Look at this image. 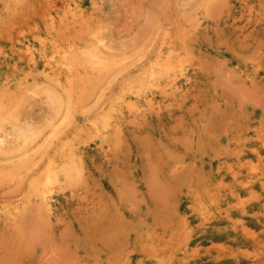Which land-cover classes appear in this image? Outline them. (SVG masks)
I'll use <instances>...</instances> for the list:
<instances>
[{"label": "rangeland", "instance_id": "1", "mask_svg": "<svg viewBox=\"0 0 264 264\" xmlns=\"http://www.w3.org/2000/svg\"><path fill=\"white\" fill-rule=\"evenodd\" d=\"M93 1L0 0V264H264V0Z\"/></svg>", "mask_w": 264, "mask_h": 264}, {"label": "bare ground", "instance_id": "2", "mask_svg": "<svg viewBox=\"0 0 264 264\" xmlns=\"http://www.w3.org/2000/svg\"><path fill=\"white\" fill-rule=\"evenodd\" d=\"M104 2L106 3V1L105 0H96V1H93L92 3H91V7H92V15H98V14H100V13H102L103 12V5H104ZM76 8V7H75ZM68 10V9H67ZM74 10V9H73ZM80 21H82L81 19H80ZM96 24V23H95ZM181 28V27H180ZM88 36V35H87ZM100 37V36H99ZM107 40H108V38H107ZM98 41V44H101L102 46H103V37H101L100 39H98L97 40ZM96 52H94L95 53V55H101V56H103L102 55V52H101V50L100 49H98L97 47L94 49ZM106 50H107V48H106ZM99 57V56H98ZM166 58H168V56L166 57ZM69 59H70V57H69ZM77 59V58H76ZM107 60V59H106ZM93 61V60H92ZM95 61V60H94ZM95 63H96V61H95ZM107 64V63H106ZM108 65V64H107ZM163 65L165 66V61L163 62ZM171 65L169 64V65H167V69H166V71H169V72H171L172 71V67H170ZM32 67V66H31ZM170 67V68H169ZM46 69L48 70L47 72H48V75L49 76H51V78H52V81H54V83H55V85H57V86H60L61 84H60V82H61V71L59 70L58 71V69H60V67L57 65V67L56 68H54V65H50V66H48V68H44V73H45V75H44V77L46 78ZM71 74H72V69H69L68 70ZM71 79H66V81H65V84L64 85H66V86H71ZM137 86V85H136ZM32 88V87H31ZM72 88V87H71ZM138 88V87H137ZM79 92V91H78ZM46 94H47V97L50 99V100H52V101H55V96H54V94L52 93V92H46ZM55 104H56V102H54ZM73 105V104H72ZM56 106V105H55ZM58 116V115H57ZM111 116V115H110ZM109 117V116H108ZM103 118H105V117H103ZM60 119V118H59ZM4 135V134H3ZM2 134H0V150L1 149H3L5 146H6V144H7V140L5 139V136H3ZM33 133L29 130V128H21L20 130H18L17 131V133H16V137H15V140H14V142H13V144H11V146L9 145L8 147H6V148H10L12 151H15V150H20V149H23L26 145H27V143L29 142V141H31L32 140V138H33ZM11 139V138H10ZM6 153V152H5ZM16 153V152H15ZM20 169V168H19ZM19 171V170H18ZM42 171V170H41ZM49 177V176H48ZM48 183V182H47ZM43 184L46 186V175H44V182H43ZM49 189V188H48ZM40 198V197H39Z\"/></svg>", "mask_w": 264, "mask_h": 264}]
</instances>
